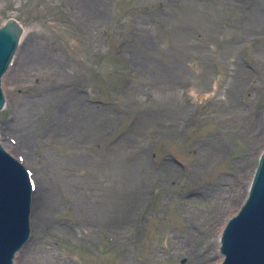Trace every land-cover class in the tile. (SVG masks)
Segmentation results:
<instances>
[{"label": "rangeland", "instance_id": "obj_1", "mask_svg": "<svg viewBox=\"0 0 264 264\" xmlns=\"http://www.w3.org/2000/svg\"><path fill=\"white\" fill-rule=\"evenodd\" d=\"M9 17L0 143L37 186L14 264H219L264 147V0H0ZM26 44L50 71L19 77Z\"/></svg>", "mask_w": 264, "mask_h": 264}, {"label": "water", "instance_id": "obj_2", "mask_svg": "<svg viewBox=\"0 0 264 264\" xmlns=\"http://www.w3.org/2000/svg\"><path fill=\"white\" fill-rule=\"evenodd\" d=\"M20 34L14 21L0 28V78ZM2 103L0 90V108ZM30 201L28 177L0 149V264H12L13 253L27 240ZM220 251L222 264H264V153L246 203L223 231Z\"/></svg>", "mask_w": 264, "mask_h": 264}, {"label": "bare ground", "instance_id": "obj_3", "mask_svg": "<svg viewBox=\"0 0 264 264\" xmlns=\"http://www.w3.org/2000/svg\"><path fill=\"white\" fill-rule=\"evenodd\" d=\"M257 6H260V4ZM258 13H255V21L257 22V26L261 23L259 17L260 13ZM14 66L18 68V72H20L19 77H21L22 79L27 78V76L33 72H35L36 74L40 72L45 73L50 71L52 68L51 63L48 62L47 56L44 53L38 52V46L30 44H26L22 48L18 56V60L17 62H15ZM219 232L220 230H217L216 234L218 235ZM217 238L215 239L216 242Z\"/></svg>", "mask_w": 264, "mask_h": 264}]
</instances>
